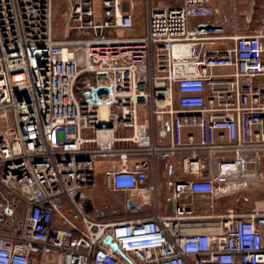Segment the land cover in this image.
Returning <instances> with one entry per match:
<instances>
[{"label": "built area", "instance_id": "2783aa9c", "mask_svg": "<svg viewBox=\"0 0 264 264\" xmlns=\"http://www.w3.org/2000/svg\"><path fill=\"white\" fill-rule=\"evenodd\" d=\"M125 3L71 0L64 19L78 37L57 40L53 0H0V264H264V210L228 212L199 223L205 231L183 233L192 215L180 202L183 194L213 195L216 185L258 181L264 17L260 31L207 50L221 28L206 0L147 3L144 35L111 39L132 27ZM191 19L202 22L190 26ZM224 69L231 71L215 73ZM142 110L151 125L155 115L168 116L159 134L169 143L151 142L150 159L188 152L182 168L199 179L173 184L170 216L104 221L88 194L95 163L115 158L104 173L111 191L141 189L146 164L128 169L114 146L139 142ZM184 125L197 126V141L192 134L183 141ZM127 129L130 138L116 136Z\"/></svg>", "mask_w": 264, "mask_h": 264}, {"label": "crops", "instance_id": "0c3cea01", "mask_svg": "<svg viewBox=\"0 0 264 264\" xmlns=\"http://www.w3.org/2000/svg\"><path fill=\"white\" fill-rule=\"evenodd\" d=\"M58 4H67V8L71 0H54ZM128 2L124 4V9L129 11L132 17V27L127 30H117L115 36L109 33V38H116L121 41L140 39L145 32V18L144 12L146 4L150 6H157L160 8H174L179 7L183 0H125ZM207 3L213 8L212 22L221 28V32L218 36L220 40L216 41L214 46H206L207 50H215L229 47L232 44V40L237 37H244L252 35L260 31V19L264 17V0H206ZM201 19H191L190 26L201 23ZM123 30V32H122ZM121 31V32H120ZM119 32V33H118ZM73 33V32H68ZM75 35V33H74ZM78 37V36H77ZM230 69L217 70L215 73H228ZM214 87L211 84H207L205 88L206 96L212 94ZM176 109V107L174 106ZM178 115H182L181 112ZM166 115H157L153 118V125H151V118L146 113L145 117H140L137 132L139 134V142L133 143L129 140H122L115 143V150L117 152L124 151L127 158V168L131 169L137 163H145L147 179L141 186V189H137L135 192L130 193H116L111 191L104 181V173L107 170L109 164L113 162L115 158H108L96 161V165L101 163L105 165L104 169L97 174V180L99 186L103 184L105 192H112L117 194L120 198L118 202L113 197H103L92 191L93 187L89 191V197L94 209H102L103 213L101 218L104 221H119L113 216L104 214L106 210L113 205L118 211L122 213V220L140 219L151 217L154 213L160 216H170L173 212L172 203L169 202L172 186L177 182H191L198 180L197 175H191L184 171L181 165V160L186 153H178L175 155H169L165 159L156 157L150 159L147 154V148L154 142L158 146H164L169 143V136L161 138V121L167 119ZM158 119V120H157ZM131 130L127 129L116 133L118 138H130ZM189 134H192L195 141L198 140L199 131L195 125H184L182 129L183 141H187ZM200 157H203L202 153H199ZM218 157H230L227 153L217 154ZM259 161L257 166L258 181L260 179V170L264 169V151L258 153ZM95 165V166H96ZM119 168V167H118ZM253 184H247L244 186L233 187L225 185H216L213 195H189L183 194L180 202L191 211L192 219L185 221L183 225V233L201 232L206 230V224L199 223H214L220 216L225 215L228 212L233 213H246L237 211L234 208L233 196L236 190H240L245 187H249ZM94 186V185H93ZM146 188V189H145ZM151 188V190H147ZM145 189V190H143ZM131 199L138 207L130 208L129 211L125 208V201ZM250 212V211H247Z\"/></svg>", "mask_w": 264, "mask_h": 264}, {"label": "rangeland", "instance_id": "374dc122", "mask_svg": "<svg viewBox=\"0 0 264 264\" xmlns=\"http://www.w3.org/2000/svg\"><path fill=\"white\" fill-rule=\"evenodd\" d=\"M67 4H56L53 0V22H52V28H53V36L57 40H65V39H71L73 35L72 33H68V29L65 23V12L67 11ZM117 31H113L112 34L117 36H120L116 34ZM121 32V31H120ZM123 32V30H122ZM119 33V32H118ZM178 96L175 92L172 93V103L174 104L177 100ZM141 116L145 117V111H141ZM1 115H0V126L1 123ZM105 165L99 163L95 166L94 171V186L92 191H94V194L97 193L103 197H113L118 202H120L119 196L117 194L112 192H105V189L102 185H98V176L97 174L101 172V169H104ZM260 179L259 182L255 185H251L249 187L242 188L240 190H236L235 194L233 196L234 201V208L237 211L241 212H247V211H253V210H264V169L260 170ZM111 208L109 207L108 210L104 212L105 216H113L117 220H122L123 216L121 212H114L113 209H116L113 205V202L111 203Z\"/></svg>", "mask_w": 264, "mask_h": 264}, {"label": "water", "instance_id": "95a60500", "mask_svg": "<svg viewBox=\"0 0 264 264\" xmlns=\"http://www.w3.org/2000/svg\"><path fill=\"white\" fill-rule=\"evenodd\" d=\"M103 91H104V89H101V90H95V91H94V95L97 94V93H99V92H103ZM159 97L161 98V96H159ZM108 126H110V124H109ZM132 207L135 208L136 210H138L137 205H136L131 199H127V200L125 201V208H126V210L129 211V209L132 208ZM94 212H95V215H96V211H94ZM96 217H97V218H101L100 215H96ZM104 243L107 244V245H109L110 248H111L113 251H117V246H116V244L111 243V238H110V237H106V238L104 239Z\"/></svg>", "mask_w": 264, "mask_h": 264}, {"label": "bare ground", "instance_id": "6f19581e", "mask_svg": "<svg viewBox=\"0 0 264 264\" xmlns=\"http://www.w3.org/2000/svg\"><path fill=\"white\" fill-rule=\"evenodd\" d=\"M100 115L102 116V122L106 123V109L105 108L100 109Z\"/></svg>", "mask_w": 264, "mask_h": 264}, {"label": "flooded vegetation", "instance_id": "af4514ba", "mask_svg": "<svg viewBox=\"0 0 264 264\" xmlns=\"http://www.w3.org/2000/svg\"><path fill=\"white\" fill-rule=\"evenodd\" d=\"M95 211H96V215H102V213H103V211H102V209H95Z\"/></svg>", "mask_w": 264, "mask_h": 264}, {"label": "trees", "instance_id": "16d2710c", "mask_svg": "<svg viewBox=\"0 0 264 264\" xmlns=\"http://www.w3.org/2000/svg\"><path fill=\"white\" fill-rule=\"evenodd\" d=\"M71 35H73V37L71 39H76L77 38L76 34L74 35V33H72Z\"/></svg>", "mask_w": 264, "mask_h": 264}]
</instances>
